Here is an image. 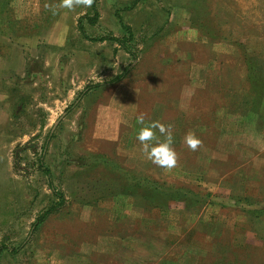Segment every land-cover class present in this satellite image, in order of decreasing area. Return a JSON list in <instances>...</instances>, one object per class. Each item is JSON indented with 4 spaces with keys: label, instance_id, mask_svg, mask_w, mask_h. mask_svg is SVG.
<instances>
[{
    "label": "rangeland",
    "instance_id": "rangeland-1",
    "mask_svg": "<svg viewBox=\"0 0 264 264\" xmlns=\"http://www.w3.org/2000/svg\"><path fill=\"white\" fill-rule=\"evenodd\" d=\"M6 1L0 264H264V0H97L96 25ZM125 27L133 54L95 41ZM141 112L172 125L173 169L142 152Z\"/></svg>",
    "mask_w": 264,
    "mask_h": 264
},
{
    "label": "clouds",
    "instance_id": "clouds-1",
    "mask_svg": "<svg viewBox=\"0 0 264 264\" xmlns=\"http://www.w3.org/2000/svg\"><path fill=\"white\" fill-rule=\"evenodd\" d=\"M93 0H60L59 8L72 10L76 6L91 7ZM49 7V5H45ZM53 14L55 11L53 10ZM138 124L142 125L139 128L136 139L140 141L142 152L147 160L165 170H171L177 165L178 156L174 148V137L172 134V125H165L160 121L146 120V114L141 112L136 116ZM157 130L163 140L157 136ZM184 143L187 147L195 152L202 141L195 133L189 132L184 137Z\"/></svg>",
    "mask_w": 264,
    "mask_h": 264
},
{
    "label": "trees",
    "instance_id": "trees-1",
    "mask_svg": "<svg viewBox=\"0 0 264 264\" xmlns=\"http://www.w3.org/2000/svg\"><path fill=\"white\" fill-rule=\"evenodd\" d=\"M5 3V4H4ZM0 7V19L1 18H3V14L2 13H4V12H9L8 11V8H9V3L6 1V2H4ZM92 10H93V12H94V16L93 17H90L89 19H88V21H89V23L91 24V25H96V23H97V19H98V17H99V12H98V8H97V0H93V3H92ZM2 14V15H1ZM10 14V13H9ZM11 15V14H10ZM9 17V16H8ZM10 18V17H9ZM11 19V22L13 21V18H10ZM3 20H4V18H3ZM1 23V22H0ZM12 23H16V21L15 22H12ZM125 29L128 31V34H129V40H127L126 38H124V39H122V40H120V39H117V38H105V39H96L95 41H99V42H104V41H107V40H110V41H114V42H116L119 46H121L122 48H124V50L128 53V54H133V52H132V50L128 47V45H127V42L128 41H130L131 40V38L133 37V33H132V30L129 28V27H125ZM80 30L84 33V29H83V26L82 25H80ZM253 70H255V68H252V71ZM257 76H258V74H255L254 76H252V78H251V80L252 79H256L257 78ZM122 79V76H120L119 78H117V79H115L114 81H119V80H121ZM260 79V78H259ZM258 78H257V80H255V82H258V83H260V80H259ZM254 82V81H253ZM254 82V83H255ZM252 86V85H251ZM94 87H97V86H94ZM94 87H92V88H94ZM92 88H88V89H92ZM252 89H253V86H252ZM252 91V90H251ZM252 93H253V91H252ZM250 95L251 96H253L251 93H250ZM256 98H258L257 96H255ZM256 100V99H255ZM102 158H100V160H101ZM40 167H41V169L46 173V175L48 176V178L50 179V187H51V190L53 191V193L58 197V198H60L61 199V203L59 204V205H61V206H63L64 205V196H63V194H59L57 191H56V189H55V187H54V185H53V179H52V174H51V171L47 168V167H45V165H44V163L42 162V160L40 161ZM115 166H117V165H115ZM144 182H148L147 184H149L150 183V181H148V180H146L145 179V181ZM153 188H155V187H153ZM160 188V187H159ZM162 195L165 197L167 194H163L162 193ZM168 197H171V196H167L166 198H168ZM57 208H59V206L58 207H53V208H51V209H49L43 216H41L40 218H38V220L36 221V223H35V225L34 226H38V225H40V224H42L43 222H45L48 218H49V216L50 215H52L55 211H57L58 209ZM1 250V249H0ZM0 253H1V251H0Z\"/></svg>",
    "mask_w": 264,
    "mask_h": 264
}]
</instances>
